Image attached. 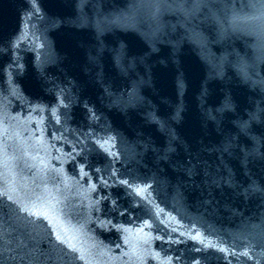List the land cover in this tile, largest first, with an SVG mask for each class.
I'll list each match as a JSON object with an SVG mask.
<instances>
[{
  "label": "water",
  "instance_id": "water-1",
  "mask_svg": "<svg viewBox=\"0 0 264 264\" xmlns=\"http://www.w3.org/2000/svg\"><path fill=\"white\" fill-rule=\"evenodd\" d=\"M30 264H264V0H15Z\"/></svg>",
  "mask_w": 264,
  "mask_h": 264
}]
</instances>
